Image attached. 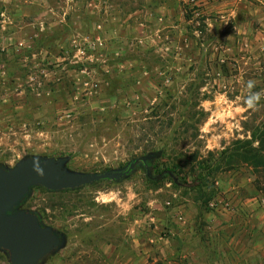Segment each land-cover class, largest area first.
<instances>
[{
  "label": "rangeland",
  "instance_id": "obj_1",
  "mask_svg": "<svg viewBox=\"0 0 264 264\" xmlns=\"http://www.w3.org/2000/svg\"><path fill=\"white\" fill-rule=\"evenodd\" d=\"M0 4V165L41 155L102 172L160 149L152 173L204 186L143 168L34 186L19 208L63 237L39 264H264V176L240 160L198 169L264 120V0ZM249 80L261 99L243 110Z\"/></svg>",
  "mask_w": 264,
  "mask_h": 264
},
{
  "label": "water",
  "instance_id": "obj_2",
  "mask_svg": "<svg viewBox=\"0 0 264 264\" xmlns=\"http://www.w3.org/2000/svg\"><path fill=\"white\" fill-rule=\"evenodd\" d=\"M148 157L140 159L145 161ZM137 161L130 162L125 169L102 172L70 171L63 158L41 155L24 156L11 167L0 165V249L7 254L9 264H39L63 245L62 235L43 224L37 213L18 207L32 187L61 191L103 179L119 180Z\"/></svg>",
  "mask_w": 264,
  "mask_h": 264
},
{
  "label": "trees",
  "instance_id": "obj_3",
  "mask_svg": "<svg viewBox=\"0 0 264 264\" xmlns=\"http://www.w3.org/2000/svg\"><path fill=\"white\" fill-rule=\"evenodd\" d=\"M221 70L222 72H225L226 69L225 67L221 66ZM255 126L256 127L250 130L249 139H236L231 143L230 146L224 147L219 152L218 156L213 159L212 164L208 163L205 168L203 166L198 167V169L200 171H206L208 168H210L211 171L218 170L221 165L224 164L223 161L225 162L226 167L231 169L236 167L234 165L240 160L242 163L256 169L260 176H264V120H262ZM160 148L162 149L163 147ZM159 151L160 149H156L154 150V152H150L147 155L142 156H149L145 159V161H142L140 159L141 157L133 159L132 161H135L136 159H138V161L135 163L134 167L129 170L126 176L130 175L137 168H143L146 177L152 181H159L163 178H169L175 185L180 186L189 184L190 186H193L195 185V183H198V188H204V186L202 185L203 182L201 181L202 179L199 180L197 177H193L190 183H188L187 181H180L175 168L166 167L164 169L157 170L156 173H152L153 161ZM209 155L213 156L214 154L212 152H209ZM27 196L24 198V200L27 198ZM24 200L18 205V207L24 202ZM39 219L41 220L40 216Z\"/></svg>",
  "mask_w": 264,
  "mask_h": 264
},
{
  "label": "clouds",
  "instance_id": "obj_4",
  "mask_svg": "<svg viewBox=\"0 0 264 264\" xmlns=\"http://www.w3.org/2000/svg\"><path fill=\"white\" fill-rule=\"evenodd\" d=\"M254 87H255V81L249 80L247 82V89L249 90V94L244 99L243 110L255 109V107L257 106L258 102L261 99L260 93L251 91ZM224 102L226 103L227 101ZM236 111H241V109L237 108ZM226 115H231V111H228ZM116 195L117 194L115 192H111V191L107 193H100L97 196V200L98 202H102V203H110L112 200L116 199Z\"/></svg>",
  "mask_w": 264,
  "mask_h": 264
},
{
  "label": "flooded vegetation",
  "instance_id": "obj_5",
  "mask_svg": "<svg viewBox=\"0 0 264 264\" xmlns=\"http://www.w3.org/2000/svg\"><path fill=\"white\" fill-rule=\"evenodd\" d=\"M123 169H125V168H123ZM121 179H123V178H121ZM119 180H120V179H119ZM57 234H58L59 236H61L60 233L57 232ZM48 255H49V254H48ZM48 255H46V256H48ZM46 256H45V257H46ZM45 257H44V258H45ZM44 258H43V259H44Z\"/></svg>",
  "mask_w": 264,
  "mask_h": 264
},
{
  "label": "built area",
  "instance_id": "obj_6",
  "mask_svg": "<svg viewBox=\"0 0 264 264\" xmlns=\"http://www.w3.org/2000/svg\"><path fill=\"white\" fill-rule=\"evenodd\" d=\"M3 13H2V11H1V4H0V16L2 15Z\"/></svg>",
  "mask_w": 264,
  "mask_h": 264
}]
</instances>
